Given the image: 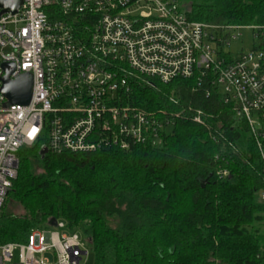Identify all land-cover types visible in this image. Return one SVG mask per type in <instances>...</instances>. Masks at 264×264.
<instances>
[{
  "label": "trees",
  "instance_id": "obj_1",
  "mask_svg": "<svg viewBox=\"0 0 264 264\" xmlns=\"http://www.w3.org/2000/svg\"><path fill=\"white\" fill-rule=\"evenodd\" d=\"M182 1L194 22L264 27V0ZM128 85L123 104L158 118L160 143L42 156L44 135L23 147L0 244L56 218L82 233L94 264H264V166L236 106L207 80Z\"/></svg>",
  "mask_w": 264,
  "mask_h": 264
},
{
  "label": "built area",
  "instance_id": "obj_2",
  "mask_svg": "<svg viewBox=\"0 0 264 264\" xmlns=\"http://www.w3.org/2000/svg\"><path fill=\"white\" fill-rule=\"evenodd\" d=\"M21 1L16 13L0 9V210L19 151L44 135L53 154L160 143L158 118L123 104L130 77L207 80L236 106L264 166V27L194 22L182 0ZM243 29L252 30L256 49L234 54ZM5 69L10 81L32 75L29 105L2 94ZM88 248L79 230L57 219L25 243L0 244V264H83Z\"/></svg>",
  "mask_w": 264,
  "mask_h": 264
},
{
  "label": "water",
  "instance_id": "obj_3",
  "mask_svg": "<svg viewBox=\"0 0 264 264\" xmlns=\"http://www.w3.org/2000/svg\"><path fill=\"white\" fill-rule=\"evenodd\" d=\"M21 0H0V9L3 12L16 13L21 7ZM9 66V65H8ZM7 65H3L6 68ZM11 67H13L11 65ZM6 75L2 78L3 87L2 94L9 100L11 104L27 106L32 99L33 77L31 74L24 73L14 81H10L11 71L5 69ZM46 149H42L40 154L44 156ZM49 227H57V219L53 218L49 221Z\"/></svg>",
  "mask_w": 264,
  "mask_h": 264
},
{
  "label": "rangeland",
  "instance_id": "obj_4",
  "mask_svg": "<svg viewBox=\"0 0 264 264\" xmlns=\"http://www.w3.org/2000/svg\"><path fill=\"white\" fill-rule=\"evenodd\" d=\"M186 3V2H185ZM189 6V3H186ZM241 36L238 37V40L234 41L231 44L230 51L234 54H239L241 51L249 52L254 47V39L252 30L249 29H243L239 32ZM12 211L15 214H21L22 211L19 206L15 205L12 208ZM89 254L88 257H85L83 260V264H94L95 262V255L94 253L88 248Z\"/></svg>",
  "mask_w": 264,
  "mask_h": 264
}]
</instances>
